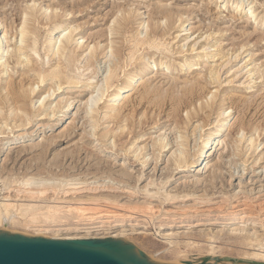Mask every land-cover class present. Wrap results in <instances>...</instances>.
I'll use <instances>...</instances> for the list:
<instances>
[{
    "label": "rangeland",
    "instance_id": "374dc122",
    "mask_svg": "<svg viewBox=\"0 0 264 264\" xmlns=\"http://www.w3.org/2000/svg\"><path fill=\"white\" fill-rule=\"evenodd\" d=\"M26 1L27 0H23V1L22 0H0V9H1L0 10V12H1L0 18L3 17V20L6 21L7 25L10 22V20H14L13 28L17 30V27H18V29H19V27H20L19 23H20L21 17H22V16H20V15H22V8H23V6L25 7L28 3L31 2V1L26 2ZM81 1L82 0H38V1H36L37 3L42 2L41 4H43V5H51L52 6L53 3H54L53 6L58 5L57 6V8H58L57 12L61 7H62L61 9H65V10H67V12L71 11V10L73 11L72 14L67 15L68 17L67 16L64 17L65 22L62 23L63 26L59 29L58 32H54L53 34H50V32H49V30H50L49 27L51 28L53 26V24H51L50 26H47L49 24L45 23L46 19L43 17L44 14L39 15L40 18L35 23V26L36 27L38 26L37 27L38 33L36 36V37H38V39H37L38 57H37L36 61L38 62V64L40 63L41 67L47 68V67H49V65H53L55 63L56 59H53L54 57L52 58L49 56L50 58L53 59L52 60V59L48 58L47 55L45 56L44 54H49V52L47 51L48 50L47 45H49L50 43H53L54 40H51V39L52 38L54 39V37L58 33L63 31L62 29L67 28V26H70L73 23L78 24V25H81L83 23L81 25V26H83V28H82L83 31L81 32L82 35L87 36L91 32H98V30L100 32L101 30L105 29L109 23H111L112 19L114 18V16L117 13L120 14L118 12V9L121 8V5L125 4V6H126L128 4L127 2L122 3L121 1H123V0H87V2H85V5H83L84 3L83 4L81 3L80 6L74 7L75 4H77L78 2H81ZM215 1L216 0H142L141 1L142 3L140 2L141 4L138 7L141 14L139 16L134 14L135 17H132L131 23L128 24L129 26L127 25L126 28L122 29L123 31H124V29H126L124 31L125 33L123 31H121V32L119 31L117 34H115V36H114V34L112 35L113 37L119 38L117 40H119L121 46L124 44L121 48V49H123V51L121 50L122 56L120 58L121 60L124 61V65H122L123 61L120 60L122 62L121 68H120L122 71L120 69H118L119 73L117 72V75H118L116 78L117 80L114 79L112 87L117 85L121 81V79H123V77H124L123 74H126L129 71L131 72L134 70L136 62H139V60L142 59L143 57H144L143 59H145L146 57L148 58L149 56H150L149 58H151V56H154V58H156V59H162L163 61L167 60V61L171 62L175 67V70L173 72L171 71V73L165 72L164 70L162 71V69L159 68V71L156 73V75H154L152 82L161 91H166V90L170 91V89H172V87H174L173 90L174 89L177 90L178 89L177 87H180L179 84L181 82H183L185 79L190 78L192 76V74H190L189 72L188 73L186 72L187 70H182V68L179 67V64H181L183 62V60L186 58L191 59V60L193 58L195 59L196 53L200 49L198 47L200 46V43H203V42H198V44L195 45L194 48L197 47L196 50H194V48H193V50H191V48L189 47L190 45H187L189 48L187 46H185L184 50L181 49V52H180L178 47H180L179 45L182 42L181 41L182 38H180V36H177V38H175L176 35L181 34L178 32V30H179L178 29V27H179L178 21H176L177 24L173 23V25H172L173 28L172 27L170 28L171 30L170 29L167 30L166 36L165 35L157 36L158 39L156 40V42L159 45L158 48L149 47L148 45H146L147 43H144L145 45L144 44L143 45L137 44L138 47H135V42H134V44H132L133 41L137 40V42H139L138 39L142 38V39H140V41H142V40L149 38V36H150L149 35L148 37H146L147 36L146 31L144 32V30H146V28L144 25L143 26L140 25L141 22L147 21V23H150L151 21H155L156 19L158 20L159 18H161L160 17L161 15H159V14L157 15V13H156L157 11L153 8L154 4L157 2L159 4H161L163 2L165 4L168 3L167 5H168V7H170L168 9L172 8V11L174 10L173 13L176 12L177 10H179L180 12L177 11L176 14H180L183 11L184 12V13L182 12L183 18H185L186 16L190 17V15H191V19H188V21L185 22L186 24L184 23L186 28H188L189 26H195V28L197 29L198 32L201 31L200 33L204 32V34L206 33L205 30L208 31L207 33H210L211 31H209V30H213V28L215 29V27H219L222 29L224 27L223 30H225V28H226V31L227 30L228 31L223 32V34H225L227 37L225 35L221 36V35H217V34L212 35V36L216 37V39L220 38L219 40L221 42V47L222 46L224 47L223 52L225 54L229 53V55H230L231 52L234 51V49L238 48V46H240L241 43L245 42L243 33L245 31H249L247 28H248V26L249 27L251 26L250 25L251 23L248 21L249 19L247 17H245L243 13H242L243 17L241 19H239V20H241V22L239 20H237L236 18L234 20L230 18L232 15V12L235 11V10L233 11L234 8L231 5L232 2H235V1L244 2V5H247V8L250 6H254L253 8L256 11L255 13L258 16H262V14L264 15V0H243V1L242 0H225V2L227 1L226 4H225V2L219 3L217 1L216 2ZM60 5H63V6H60ZM223 5H225V6H223ZM192 6H193V8H190ZM80 7L82 10L80 9ZM197 7H199L200 9ZM207 7L209 8L208 14H206L207 9H208ZM195 8H197V9H195ZM19 9H21V10H19ZM74 9H75V13H74ZM175 9H177V10H175ZM18 10H19V12H21L20 14H19ZM154 10H155V12H154ZM193 10H194V12H192ZM76 11H79L80 13H78ZM189 11L192 13H190ZM48 12H49V9H48ZM215 12H217V13H215ZM189 13H190V15H187ZM17 14L19 17L17 16ZM106 14H107V16H106ZM136 16H138V17L136 18ZM217 16H218V18H217ZM248 17H249V15H248ZM8 18H11V19H8ZM133 18H134V20H133ZM243 18H245V19H243ZM44 19H45V21H44ZM229 19H231V21ZM206 20H208V21L205 22ZM132 21H134V22H132ZM161 21L163 22L164 20L161 19ZM209 22L210 23L212 22L214 24L211 28H210L209 24L208 25L206 24ZM147 23L144 22L145 25ZM42 24H45V25H42ZM177 25H178V27H177ZM231 27H233V28H231ZM198 28H199V30H198ZM14 29H12L13 33L16 31ZM47 29H49V30H47ZM139 31H140V33H138ZM197 31L191 35V40L194 39L195 37H197V35H198ZM122 33H124L125 36L122 35ZM9 34H11V35H8V37L11 40L10 41L11 46H14V44H18L19 43L18 42L19 41L18 30H17L15 35L12 33H9ZM48 34L51 36V38L49 40H47L46 42H44L45 38L47 36H49ZM13 35L15 38L13 37ZM163 36H164V38H162ZM203 36H205V35H203ZM212 36H210L207 40L209 42L212 39L211 42L213 43V41H214V43H215V46L211 47V49H213L214 47L215 48L217 47L216 42H215L217 40L215 38H213ZM133 37L136 38V40L135 39L133 40ZM167 37H168V39H167ZM221 37H224V38L221 39ZM123 38H124V40H123ZM159 38H161V39H159ZM165 39H166V41H165ZM203 39H204V37H203ZM211 42H210V44H212ZM250 42H251V45H249ZM263 42L264 41H261L260 39H256V40L253 39V40L249 41V43H248L249 46L246 45L247 48L245 46V48H242L241 50H239L240 51L239 53L237 51V54H239L237 57L238 59L236 58V60L234 61L233 64L237 63L238 67L241 68L245 64L251 63V60L248 59V57L250 58V53L251 52H254V53L257 52L259 54V56H257L259 58V60H257V61L255 60L256 62H254L253 64L256 65V67L260 66L259 67L260 71H261V69L264 70V65H260V63H259L262 59H264V57H263L264 43ZM218 43H217V45H218ZM259 43H260V45H259ZM44 44H45V46H44ZM230 44H231V46H230ZM164 45L167 48H165ZM235 45H236V47H235ZM133 47H134V49H133ZM10 48H12V47H10ZM225 49H227V50H225ZM229 49H230V51L227 52ZM189 50H191V51H189ZM130 51L134 56L132 58L134 59L135 62L133 61V59H131L129 61V59L127 58L131 54ZM234 53H236V52H234ZM234 55H232V56H234ZM260 55H262V57ZM123 57L126 60L122 59ZM136 58L138 59L137 61H136ZM217 58H219V55H216L213 58L210 56L208 58H204V60L206 59V64H202L201 65L202 69H200V70H203V71L205 70V73L207 74L208 73V70H207L208 65L212 66V64H213V66H215L216 64L219 63L218 60L217 61L215 60ZM42 60L44 62H42ZM232 60H234V58H232ZM9 61H10L8 63L9 65L7 67V69L8 68L9 69L7 70V73H10L12 75V79L17 81L19 79V77H18V74L20 73L19 70L22 69V65L21 66L20 65L14 66V64L12 63L13 59H9ZM81 62H83V63H81ZM133 62L135 65L134 64L132 65ZM103 63H102V60L100 62L98 60H97V62L95 61L93 64L94 66L91 68L92 71H91V69H89V70L84 71V73L88 72L89 75L87 74V77L91 76L92 73H95L94 76L91 77L92 80L94 82L95 81L103 82L104 81L103 78L105 77V74L107 73L109 67L112 66V62H110V63L108 62V64H107L103 60ZM75 64H77V63L75 62ZM78 64H80V65H78ZM78 64L77 65L79 67H81V64L84 65V60L80 59ZM18 66H20V68H18ZM10 67H11V69H10ZM106 67H107V69H106ZM198 67H200V65H198ZM17 68H18V70H17ZM82 68L83 67H81L80 69H82ZM12 69H14V70H12ZM71 69H74V67L71 66ZM83 69H85V67ZM224 70L220 71V76L222 78V79L220 78L221 79L220 81L222 82L221 85H219L216 82H215V84L214 83L209 84V82H208V83H206L207 89L209 87H210L209 89H211L212 91H214L217 87H218V89H216V90L232 89L231 92L232 93L234 92L236 94L238 93V95L240 93H242V95H244V96L247 94V97L251 96V94H253L254 97H256L258 95V97L256 99L259 98V95L261 93H262L261 96L264 95V88H263L264 87V78L263 79L261 78L262 76L260 74H262V73L260 71H257L258 73L256 72V74L253 75L254 77L252 80L255 82L254 83L255 85H253L254 87L252 89H250L252 92L250 94L248 92L250 90L245 88L244 86L242 87L243 89L242 88L237 89L239 91L235 90V87H233V85H235V82H234V84H233V82L230 84L229 80L231 77L228 78V76H226V73H223ZM155 72L156 71L153 70L151 75L155 74ZM7 73L4 72L3 73L4 75L0 74L1 75L0 77H4V76L6 77ZM257 74H259L260 76ZM207 76H208V74L206 75V79L209 80V76L208 77ZM245 77H246V75H245ZM245 77H244V79H245ZM249 77H251V76H249ZM256 77H258L259 79ZM98 79H100L101 81ZM241 79H243V78H241ZM173 80H174V82H173ZM225 80H227V81H225ZM175 81H176V83H175ZM50 82L53 83L54 81L52 82L51 80H45L44 82H42V84L40 83L37 85L39 87H36V85H35L34 87L36 89H35L34 95L37 93V95H36L37 98L34 95H31L32 96L31 99L33 101L32 100L30 101L29 99L27 100V103H29V104H27V106H26V108H27L26 110H28V111H26V114L27 113L28 114L25 117L27 118L26 119L27 122H28V119H31V120H29V121H31L30 123H26L25 121H23V120H25L24 116H23L24 118H21V119L12 118L11 114L9 113L10 111L8 109H6V106H2V109L0 111V204L5 202L6 200H10V202H14V203L26 202V201H21L24 198L22 196L23 193H18L16 191L18 189L22 191V190H24L25 187H29V185L25 186V184H24L25 182H32L33 184H31L30 186L36 184V185H34L35 188L39 186L38 185L39 183H48V182L52 183L53 182L54 183L53 186L56 188L55 192L57 195L56 194L53 195L52 192H54V190L52 191V189H49L48 190L49 193L47 194V196L51 195L50 197H52V196L56 197L57 196V197H61V198L66 196V195H67V197H65V198H70L69 197L70 195H71V198L75 195L77 196L76 198H80V197L86 198L89 196L94 197L95 195L99 196V194L101 197H103L104 195H105V197L111 196L110 197L111 200H116V201L118 200V202L120 201L121 203L124 202L125 205H128V203H131V204H129V206L131 205V207L133 208V209L131 208L132 211H131V209H129V210L127 209L126 211H129L130 212L129 214L133 215V216H132L130 221H126V222L121 223L122 226H118V227L109 226L107 228H100L99 226H97V227H93L92 229H87L86 227H88V225L84 224L87 222V220H85V218H86V216H89L91 214L93 215L92 212H87L84 215H78V214L76 215V213H73V212H69V213H67L68 211L65 212L66 211V208H65V209H63V212L61 213V215H63L64 218H62L63 216H61V215H59V217H57V220H56L57 226L41 227V226H37V225L25 226L24 221H25L26 217L22 216V215H18V214H16V212L13 209H10L9 210L10 212H8V215L17 216L18 221L11 223L10 221L6 220L7 223H1L0 224V229H5V230L10 231V232H18V233H22L25 235H31V236H34V233H36L40 229H43L42 231H45L44 233L46 236L49 235L48 237H50L54 234L64 235V233H69V235H91V236H95V237H99V236L103 235L106 237V236H110V234H113L116 232V233H120L121 235L123 234V236H122L123 239L134 243L141 250L148 253L149 257H151V258L153 257L152 259L157 260V261H161V262H171V263L177 262L178 259H181L180 256L183 254H185V255L187 254L189 256H195V257H216V258H222V259H227V260L230 259L229 257H232L233 260L235 259V260L239 261L244 252H253L255 249H257V246H255V245L252 246V244L250 245L247 240H244V238H242V235L245 233L246 234L248 233L251 235L254 232V234L257 233L256 235L261 236L262 232H263L262 229L264 228V225H260V224H262L260 222V219L253 220V221L248 220L245 222L237 223L236 220H229L228 218H220V217H218L219 216L218 214L222 210H223V212H227V211L232 210L233 209L232 207L237 203L236 202L237 201V195L234 197V195H235L234 191L237 190L236 184L238 183L239 180L242 183H246L252 179V183H254L255 181L260 180V178L262 179L264 176V173H263L264 169H261L260 167H258L259 163H257V165L255 164L254 166H252V164H250V162L253 159V157H251V156H254L255 154H257L260 151V149L263 148L264 145H262V144H261V146L259 145L255 154L251 152L252 149L248 150L246 148V145H245V144H247L245 139L248 138L249 136H254L257 139L256 140L257 144L260 142H264V116H263L264 115V100L263 99L261 101H259L260 99H258L257 101H254L253 103L250 104L251 106L249 104L246 106L245 105H239L238 107H236L235 105L232 106L231 110L233 112L232 113L233 118L231 119L232 124H231V128H230L231 129L230 134L232 136H230V137L234 138L236 136L237 132L235 133V131H237L239 129L240 123L243 122V130H244L245 139H242V141L238 142V144L236 143L237 145L227 142L228 145L227 144L225 145L227 148L225 146H223L224 148L219 146L214 151L215 153H213V157H214V159H216L218 156H221V159H222L221 164L218 167L220 170H218L217 173L214 174L213 180L209 179L210 177L212 178L213 176L208 175V176H206L208 179L205 177L201 180L202 182L195 184L193 182L194 176H187V177L182 176L185 174L186 175H192L194 172H189V173L179 172V169H174L175 167H173L169 163L165 162V160H166L165 155L169 153L168 151H165V153L160 152L159 155H157V151L155 153L156 155L151 153L152 158L156 156L159 158V160H158V158L156 159V157L153 159L148 158L149 161L147 160V163L144 165L142 164V160L140 158L142 157L143 153H146V152L149 153V151L150 152H152V151L150 149L147 150L146 152L142 151V154L141 153L139 154L140 157L138 156L139 159L135 158L133 151L135 152V147H136L135 145L142 144L145 141H146L145 143L149 142L148 144H150V138L153 137L158 132L160 133V131H161V133H163V135L165 134L164 136L168 140L171 138L170 141L171 142L173 141L172 143H174V140H177L178 135L180 133L183 135L185 134L186 137H189L188 139H186V145L188 143L189 147L187 146V148H186V146L185 147L183 146L184 147L183 149H185V148L189 149V152L192 153L195 150L194 147L198 146V144H201L202 140L204 139L205 133L210 131V127L212 126V121H213L214 117L216 116L217 110L215 111V109H213L211 112H208V115L206 114L208 118L206 116H204L203 114L201 115V113H200L197 118L194 117L192 119L191 122L193 124H191L189 122H188L189 123L188 124L187 121H185V119H186L185 118L186 117L185 108L181 107V109L178 112L179 113L178 115L180 117L181 122H180V124L175 125L174 121L171 120V117H170L171 113H172V109H171V102L169 101V99L165 98V99H162L163 101L161 99L159 101H156L157 99L155 100V98L152 95H150L147 98L141 99L142 100L141 101V100H139L140 99L139 95H140V92L142 91L141 90L142 87H139L136 90L129 91L130 102H129V100L123 101L122 105H124V106H122L121 113L119 114V116H117V118H109V117L104 118L103 117V110H105V109L103 106L105 105L104 101L106 100V97H107V96H105L107 94V92L105 91V94L103 95L102 99H100V101L96 105V106H98L95 109L98 111V112L95 111V115H97V117L94 116L92 119L90 118L91 119L90 120L89 115L85 114L86 112L84 111L86 107L81 104L83 107L81 106L80 108H78V107H76V105L74 106V103H73L70 106V108L72 106L73 107L70 109L71 112H69V114H70L71 118L74 116L76 117V120H77L76 122H77L78 128H74L75 129L74 130L73 128H71V124L70 125L66 124L65 126H63V128L61 127V130L63 129V131H64L62 136L54 138L53 135H56L55 129L57 127L54 128V130L49 131L50 126H46V125L53 124L54 123L53 119L57 118L58 114H60V113L57 112L58 114L52 115L51 118L53 117V119H51L49 116H48L49 118L46 116V112L51 113L52 110L54 109V107H55L54 102L56 101L55 96H54L55 94L48 100L46 97V99L44 100L45 105L41 106V108H40L41 110H38L39 108L37 107V106H39V104H38L39 100H37V99H40L41 97L43 98L42 95H45V93H43V92L45 91V88L51 84ZM177 82H178V84H177ZM225 82H227V83H225ZM228 82H229V84H228ZM171 84H172V86H169ZM175 85H178V86L175 87ZM43 88H44V90H43ZM244 88L247 90H245ZM80 89L79 88H64V90H63V88H62L60 91H63L61 93L63 96L64 95L68 96L67 94H70V93H73V96H75L76 94H78ZM73 90H78V91H76V93H74ZM85 90H88V89H85ZM83 92H85V93H81V94L84 96H82V95L80 97L78 96V97H76L77 99L75 98V100L80 99L81 101L82 100L84 101L85 97L86 98L88 97V91H83ZM204 92H206V91H204ZM255 94H256V96H255ZM254 97H252V99H254ZM33 98H35V99H33ZM125 102H126V105H125ZM258 102H260V103H258ZM194 103L197 104V101ZM49 106L53 107V108H50ZM4 107H5V109H4ZM89 107H91V106H88V108ZM44 108H46V109H44ZM44 110H45V113H44ZM62 110L63 109H61L59 111H62ZM7 111H9V112L7 113ZM41 112H42V114H40ZM96 112H97V114H96ZM35 113H36V116L31 117L32 115H35ZM37 113L40 115V116L38 115L39 117L37 116ZM3 114H5V115H3ZM85 115H87V116L84 117ZM210 115H211V117H210ZM5 116H6V118H5ZM29 116H30V118H28ZM124 116H126V118ZM4 119H6L7 121ZM17 119H18V121H17ZM38 119H41V120H38ZM47 119H48V121H47ZM93 119L95 120L96 123L93 121ZM14 120H16V121H14ZM91 121L93 123H91ZM246 121H248V122H246ZM182 122H184L185 124ZM197 122H201V123L196 124ZM251 122L254 124H251ZM20 124H23V125H20ZM94 124H96V125H94ZM173 124H174V126H173ZM199 124L201 126L203 125L202 129H201V126ZM184 125L185 126L187 125V126L185 127ZM194 125L198 126V128L194 127ZM256 125H258V127ZM93 126L94 127L96 126V127L94 128ZM178 126H179V128H178ZM90 127H93V129H95L94 134H92L93 132L90 133L91 131H93L92 128H90ZM120 127L123 129L125 127L126 128L124 130L122 129V131H119L118 129ZM183 129L186 132H184V131L182 132ZM88 130H90V131H88ZM191 130H194V132ZM24 132H28L30 134H29V136L23 138V141L16 142V143L12 144L11 148L7 149L6 151L4 150V148H2L3 147L2 143H4L6 140L12 139L13 136H16L18 134H22ZM256 132L257 133L259 132V134L257 135ZM105 133L107 134L106 137L102 136ZM174 133H175V135H174ZM177 133H179V134L177 135ZM226 133L227 132H225V134ZM257 137H259V138H257ZM52 139L54 140L53 142H52ZM143 139H146V140L144 142H141V141H143ZM178 140H179V138H178ZM112 142H114L115 145ZM194 143H195V145H194ZM239 146H240V148H237ZM224 149H225V151H223ZM239 149H240V151H239ZM234 150H235V152H234ZM234 153L238 154L239 156H237V155L235 156ZM240 153H241V155H240ZM149 154H148V157H150ZM251 154H254V155H251ZM202 156H200L199 159H201ZM160 158L162 159V161L160 160ZM242 158L248 159V162L247 161H246L247 163L243 162ZM154 160H155V162H154ZM156 160H158L159 162L157 163ZM122 162H123V164H122ZM242 162H243V165H242ZM242 168H244V170ZM242 170L244 171V173L241 174V172H243ZM251 170H252V172H251ZM141 173H142V175H140ZM204 180H205V182H204ZM164 182H165V184H163ZM149 184H151V185H149ZM49 186H50V184H49ZM124 187L126 189H123ZM146 187H147V189H146ZM128 189L130 192L128 191ZM197 189H198V191H197ZM202 189H206V190L203 191ZM64 191H67V192L63 193ZM201 192H203L202 194L205 193L203 196H207V197L211 196L213 198L215 197L214 201L221 200L222 199L221 197L225 194V196H223L224 199H222V202H221L222 204L220 203L223 206L220 205V207L218 209L212 210L211 206L215 207L219 204H217V205L212 204L210 206H208L209 204H207L205 206L204 204H200V203L198 204L199 199L197 201L194 199L181 201V200H179V198L178 199L175 198L176 200L175 199L174 200L167 199L168 196H166L167 194H171L173 197H180V199H182L181 198L182 194L186 195L187 193L188 194L190 193V194L198 195L199 193L201 194ZM127 193H130V194H127ZM218 194L219 195L221 194V195L219 196ZM127 195H129V196L127 197ZM83 196H85V197H83ZM227 196H229V197H227ZM230 196H231V198H230ZM46 197H44L43 200H38L36 202V204H38V206H40L41 209L43 208L42 210H45L46 206H48V205H54L55 204L53 201H48V199ZM146 197H147V199H146ZM226 198L228 199V201ZM133 201H136L137 204L134 205V203H132ZM142 201H144V203ZM146 201H148V202L151 201L152 203L150 202V205H149V203ZM196 202H197V204H195ZM105 203L102 202L101 204H99L101 207V213H104L107 211L111 212V211H115V210L119 209L114 204H110V203L105 204ZM102 204H105V207ZM145 204H147L146 205L147 208L145 207ZM189 204H190V206H189ZM61 205H64V204H61ZM183 205H188L189 207H192L191 205H194V207L187 210L186 208L182 207ZM140 207H142V209L144 211H142L140 209ZM134 208H136L138 210L140 209L142 212H140ZM178 208H179V210H178ZM180 208L181 209L183 208L185 210L182 209L183 210L182 211ZM121 209H123V208H121ZM184 211H186V212H184ZM209 211H210V213H206ZM119 212H123V211L120 210ZM192 213L194 216L189 219V223L180 222L181 220H183L185 218V214L187 216L188 214L192 215ZM126 214H128V212ZM205 214H207V215H205ZM261 219L264 220V216L261 217ZM162 220H166L168 223H165V222L163 223V222H161ZM263 224H264V222H263ZM242 225L245 226L246 230H244V232H242L241 234H237L236 232L231 231L232 228H234V227L238 228ZM120 230L122 231V233ZM245 231H247V232H245ZM171 232H172V234L169 235V237H165L166 236L165 233H171ZM171 237H172V240L169 239ZM210 237H211V239H210ZM166 238H167V240H166ZM170 240L173 242H171ZM167 241H169V242H167ZM251 242H252V240H251ZM252 243L256 244L257 241H253ZM177 248L180 249L179 254L177 253L178 252ZM175 252L177 254H175ZM176 258H178V259H176ZM253 260H255V262L259 261V257L253 258Z\"/></svg>",
    "mask_w": 264,
    "mask_h": 264
},
{
    "label": "bare ground",
    "instance_id": "6f19581e",
    "mask_svg": "<svg viewBox=\"0 0 264 264\" xmlns=\"http://www.w3.org/2000/svg\"><path fill=\"white\" fill-rule=\"evenodd\" d=\"M27 1H31V2L28 3L29 5L26 3L27 5L25 7L23 6L22 15H20V16H22L21 17V21L19 23L20 27H19V29L17 27L18 35H19V41H18L19 43L18 44H14V46H11V42H10L11 40L8 37V35H11L9 33H12V34L15 35L16 32H17V30L13 28L14 20H10V22L7 25L6 21L3 20V17L0 18V74H3L4 72L7 73V70L9 69V68L7 69L8 65H9L8 63L10 62L9 59H13L12 63L14 64V66L15 65H20V66L22 65V69L19 70V72H20L18 74L19 79L17 81L12 79V75L10 73H7L6 77L5 76L4 77H0V111L2 109V106H6V109H8L10 111V112L7 111V113L9 112L11 114L12 118H19V119L24 118L28 114V113L26 114V111H28V110H26L27 109L26 106H27V104H29V103H27V100L29 99L31 101L32 100L31 99V97H32L31 95H34V93H35V89L36 88L34 86L36 85V87H39L37 85L40 84V83L42 84V82H44L45 80H51L52 82L53 81L54 82L53 83L50 82L51 84L48 85L45 88V91L43 92V93H45V95H42L43 98L41 97L40 99H37V100H39V103H38L39 106H37V107L39 108L38 110H41L40 109L41 106L45 105L44 100L46 99V97H47V100H48L55 94L54 95L55 99H56V101L54 102L55 107H54V109L52 110L51 113L46 112V116L47 117L49 116L50 118H51L52 115L58 114L57 112L60 113V114H58L57 118H55V119H53V117L51 118V119L54 120L53 124L46 125V126H50L49 131L50 130H54V128L57 127L55 129L56 135H53L54 138L62 136L64 131H63V129L61 130V127L63 128V126H65L66 124H68V125L71 124V128H73V129L74 128H78L77 127V122H76L77 121L76 117L74 116V117L71 118V116L69 114V112H71L70 109L73 107L72 106L70 108V106L73 103H74V106L76 105V107H78V108H80L82 105H84L86 107L85 110H84L86 113L85 112L84 113L89 115V119L90 118L92 119L94 116L97 117V115H95V111H97V110H95V109L98 106H96V105L100 101V99H102L103 95L105 94V91L107 92V94L105 95L107 97H106V100L104 101L105 105L103 106L104 109H105V110H103V117L104 118L105 117L117 118V116H119V114L121 113L122 106H124V105H122L123 101L129 100V97H130L129 91L136 90L139 87H142V89H141L142 91L140 92V95H139L140 96L139 100H141L143 98H147L150 95H152L155 98V100L157 99L156 101H159L160 99L162 100V99H165V98L169 99V101L171 102V109H172V113H171L170 117H171V120L174 121L175 125H178L181 122L180 117L178 115L179 114L178 112L181 109V107H184L185 111H186V117H185L186 119H185V121H187V123L189 122L191 124H193L191 122L192 119L194 117L197 118L200 113H201V115L203 114L204 116L207 117L208 112H211L213 109H215V111L217 110V112H216V116L214 117V119L212 121V126L210 127V131L205 133L204 139L202 140L201 144H198V146H196L197 148L194 147L195 150L192 153L189 152V149H186L187 146L189 147L188 143L186 145V139H188L189 137H186L185 134L183 135L181 133L180 134L177 133V135L179 134L178 135L179 140L176 137L177 140H174V143H172L173 141L172 142L170 141L171 138L168 140L164 136L165 134L163 135V133H161V131H160V133L158 132L157 134H155L153 137L150 138V144H148L149 143L148 141H147L148 143H145L146 139H143V141H141V142H144V141L145 142L142 143V144H139V145H135L136 146L135 147V152L133 151L134 156L137 159H139L138 156H139L140 153L142 154V151L146 152L149 149L152 151V152L149 151L150 154L147 153V152L143 153L142 157L140 158L142 160V164L143 165L147 163L148 158H152L151 153L156 155L155 153L157 151V155H159L160 152L161 153L162 152L165 153V151H168L169 153L165 155V158H166L165 162L166 163H169L170 165L175 167L174 169H179V172H183V173L194 172L192 175H186V174L182 175L183 177L194 176V181L193 182L195 184H197L199 182H202L201 180L203 178H205L206 176H208V175L209 176H213L212 178L211 177L209 178V179L213 180L214 174L217 173L218 170H220L218 167L221 164V160H222L221 156H218L216 159H214V157H213V153H215L214 151L219 146L220 147L225 146L227 144V142L237 145L238 142H241L242 139H245L244 130H243V122L240 123L239 129L237 131H235V133L237 132L236 136L234 138L230 137V136H232L230 134L231 133V131H230L231 129L230 128H231V124H232L231 119L233 118V114H232L233 112L231 110L232 106H234V105L236 107H238L239 105H245L246 106L248 104L250 105L254 101H257L258 99H260L259 101H261L262 99L264 100V95H262L263 97L261 96L262 93L259 95V98L256 99L258 97V95L256 96V94H255L256 97H254L253 94H251L252 92L250 90V89H252L254 87L253 85H255L254 84L255 82L252 80L253 77H254L253 75L256 74L257 71H260L259 70L260 66L256 67V65L253 64L257 60H259V58L257 57V56H259V54L256 51H255L256 53L251 52L250 53V58L248 57V59L251 60V63L245 64L241 68L238 67L237 63L233 64L234 61L236 60V58L239 55V54H237V51L239 53L240 52L239 50H241L242 48H245L246 45L247 46L251 45V42L248 45L249 41H251L253 39H255V40L256 39H260L261 41H264V15L263 14H262V16H258L255 13L256 11L253 8L254 6H250V7L247 8V5H244V2H239V1L232 2L231 5L234 8L233 11L234 10L235 11L232 12V15H231L230 18L233 19V20L235 18L237 20H239V19H241L243 17L242 16V13H243L244 16L249 19L248 21L251 23L250 24L251 26L250 27L248 26V28H247L249 31H245L244 33L242 32L243 35H244L245 42L241 43L240 46L237 45L238 48L234 49V51L231 52V54L229 55V53L225 54L223 52V48L224 47L223 46L221 47V42L219 40L220 38L216 39V37L212 36V35H216V34L217 35H221V36L225 35V34H223V32H227L228 31V30L226 31V28H225V30H223L224 27H223V29L219 28V27H215V29L213 28V30H209V31H211L210 33H207L208 31H206V30H205V32H206L205 34H204V32L200 33L201 31L198 32L197 29L195 28V26H189L188 28L185 27V24H186L185 22L188 21V19H191L190 13L194 12V10L192 12L189 11L190 13L187 14V15H190V17L186 16L185 18H183L182 17L183 16V14H182L183 11L180 14H176L177 11L178 12H180V11L175 9L177 11L173 13L174 10L172 11V8L168 9V8H170L167 5L168 3L165 4L163 2V3L159 4L158 3L159 1L157 3H155L153 8L157 11L156 12L157 15L158 14L161 15L160 16L161 18H159L158 20L156 19L157 21L156 20L155 21H151L150 23H147V21H144L145 23H147L146 25L144 24V22L140 23L141 26L144 25L145 28H146V30H144V32L146 31V35H147L146 37H148L149 35L150 36H149V38H147L145 40H142V41H140V39H142V38L138 39L139 42H137L136 38L133 37V40L135 39L136 41H133V43L132 42L131 43L134 44V42H135V47H138L137 44H139V45L142 44L143 45L144 43H147L146 45H148L149 47L158 48L159 45L156 42V40L158 39L157 36H162V35L166 36L167 30H169L172 27L173 23H176V21H178V23H179V27H178V25H177V27L179 29L178 32L181 33V34L176 35L175 38H177V36H180V38H182L181 39L182 42L179 45L180 47H178L180 52H181V49L184 50V47L187 46V45H190L189 47L191 48V50H193V48L195 47L196 44H198V42H203V43H200V46L198 47L200 49L196 53V58L195 59L193 58L194 60L186 58V59L183 60V62L181 64H179V67H181L182 70H187L186 72L187 73L189 72L190 74H192V76L190 78L185 79L183 82H181L179 84L180 87H177L178 85H175V87L178 88L177 90L176 89L173 90L174 87H172V89H170V91L169 90L168 91L167 90L166 91H161V90L158 89V87H156L153 84V82H152L153 77L159 71V68H161L162 71L164 70L165 72H168V73H171V71L173 72L175 70L174 65L171 62L167 61V60L163 61L162 59H156V58H154V56H151V58H149L150 57L149 56L148 58L146 57L145 59H143L144 58L143 57L142 58L143 60L140 59L141 61L139 60V62H136V65H135L134 64L135 61L132 58V57H134L133 54L131 53L132 50L130 51L131 54L127 58L129 59V61L131 59H133L134 62L132 63V65L133 64L135 65L134 70L131 71V72L129 71L126 74H123L124 75L123 79H121V81L119 83L117 82L118 83L117 85L112 87L114 79H116L117 76H118L117 75L118 69L121 68V63H122L121 61H123V60L120 59L121 56H122L121 55V53H122L121 50L123 51V49H121V48L124 45L123 44L121 46L119 40H117L119 38L113 37L112 35L114 34V36H115V34H117L119 31L120 32L123 31L122 29L126 28L127 25L129 23H131L132 17H135L134 14H136L138 16L141 14L138 7L142 3L141 2L142 0H123V1H121L122 3L123 2L124 3L127 2L128 4L126 6H125V4L121 5V8L118 9V12L120 14L117 13L114 16V18L112 19V21L110 20L111 21V23H109L110 25L108 24L107 27L105 29L101 30L100 32L98 30V32H91L87 36L86 35L85 36L82 35L81 32L83 31V29H82L83 26H81V25L83 23L81 25L73 23L72 25L67 26V28L62 29L63 31L58 33L54 37V39L53 38L51 39V40H54L53 43H50L49 45H47L48 46V50L47 51L49 52V54H44V55L45 56L47 55L48 58H50V57L53 58L54 57L53 59H56L55 63L53 65H49V67H47V68L46 67L45 68L41 67L40 63L38 64V62L36 61V59L38 57V52H37V46H38L37 45V39H38V37H36L37 33H38V28H37L38 26L36 27L35 23L39 20V18H40L39 15H41V14L43 15L44 14L43 17L46 19L45 23L49 24L47 26H50L51 24H53V26L51 28L49 27L50 30L47 29V30H49L50 34H53L54 32H58L59 29L63 26L62 23L65 22V18L64 17L69 15V14H72L73 11L71 10V11L67 12V10L61 9L62 8L61 7L58 10V12H57V9H58L57 6L58 5L57 6L56 5L53 6L54 3L51 6V5H43V4H41L42 2L37 3L36 1H38V0H27ZM216 1L219 2V3L225 2V0H216ZM85 2H87V0L86 1L82 0L81 2H78L77 4H75L74 7L80 6L81 3L82 4L84 3L83 5H85ZM226 3H227V1L225 2V4ZM60 6H63V5H60ZM223 6H225V5H223ZM190 8H193V6L190 7ZM197 8H199V7H197ZM197 8H195V9H197ZM48 9H49V12H48ZM80 9H81V7H80ZM19 10H21V9H19ZM19 10H18V12H19ZM155 10H154V12H155ZM208 10H209V8L207 9V13L205 12L206 14H208ZM76 12L80 13L79 11H76ZM20 13L21 12H19V14ZM74 13H75V9H74ZM215 13H217V12H215ZM247 14L249 15V17H248ZM17 16H18V14H17ZM106 16H107V14H106ZM138 16H136V18ZM217 18H218V16H217ZM8 19H11V18H8ZM45 19H44V21H45ZM161 19L164 20V21L162 22ZM231 19H229V20L231 21ZM243 19H245V18H243ZM133 20H134V18H133ZM207 21L208 20H206L205 22H207ZM239 21L241 22V20H239ZM132 22H134V21H132ZM206 24L207 25L209 24L210 28L214 25L212 22L211 23L209 22V23H206ZM42 25H45V24H42ZM231 28H233V27H231ZM12 29H14L16 31L13 33ZM125 30L126 29H124V31ZM198 30H199V28H198ZM196 31L198 32L197 37H195L194 39L191 40V35L194 32H196ZM124 33H122V35H124ZM138 33H140V31ZM14 35H13V37H14ZM203 35H205V36H203ZM210 36H212L213 38H215L217 40V41H215L216 42V46H217L216 48L214 47L213 49H211V47L215 46V43H214V41H213V43L211 42L212 39L209 42L207 41ZM203 37H204V39H203ZM50 38H51V36L49 35V36H47L45 38V41L44 40L43 41L46 42ZM162 38H164V36ZM222 38H224V37H221V39ZM159 39H161V38H159ZM167 39H168V37H167ZM123 40H124V38H123ZM165 41H166V39H165ZM210 42L212 44H210ZM217 43H218V45H217ZM259 45H260V43H259ZM44 46H45V44H44ZM230 46H231V44H230ZM247 46H246V48H247ZM10 47H12V48H10ZM235 47H236V45H235ZM165 48H167V47L165 46ZM196 48H194V50H196ZM133 49H134V47H133ZM191 50H189V51H191ZM225 50H227V49H225ZM229 51H230V49L227 52H229ZM234 52H236V53H234ZM216 55H219V58L215 59L216 61L218 60L219 63L216 64L215 66H213V64H212V66L208 65V67H207L208 68L207 69L208 73L207 74L209 76V80H207L206 79V75L207 74L205 73V70L204 71L200 70V69H202L201 65L202 64H206V59L204 60V58H208L209 56L213 58ZM232 55H234V56H232ZM260 56L262 57V55H260ZM124 57L122 59H124ZM263 57H264V54H263ZM52 58H50V59H52ZM232 58H234V60H232ZM80 59L84 60V65L81 64V67H83V68L85 67V69L82 68L83 70L80 69L81 67L78 66V65H80V64H78ZM97 60L99 62L102 60V63H103V60H104V62L107 63V64H108V62L109 63L112 62V66L109 67L107 73L105 74V77L103 78L104 79L103 82H99V81H95L94 82L92 80L91 77H93L95 73H92L93 75L91 74V76H89V77H87L88 72L84 73V71L91 69L94 66L93 65L94 62L95 61L97 62ZM124 60H126V59H124ZM137 60L138 59L136 58V61ZM42 62H44V61L42 60ZM75 62L78 65L75 64ZM81 63H83V62H81ZM259 63H260V65H264V59H262ZM122 65H124V61H123ZM198 65H200V67H198ZM20 66H18V68H20ZM71 66H73L74 69H71ZM18 68H17V70H18ZM10 69H11V67H10ZM106 69H107V67H106ZM12 70H14V69H12ZM153 70H155L156 72H155V74L151 75ZM221 70H224L223 73H226V76H228V78L231 77L230 80H229L230 84L232 82L234 84V82H235V85H233V87H235V90H237L239 88H242L244 86L245 88L250 90L248 92L251 94V96L247 97V94L244 96V95H242V93H240L239 95H238V93L237 94L234 93V92L232 93L231 92L232 89L216 90V89H218V87L217 88L215 87L216 89L214 91L209 89L210 87L207 89L206 83H208V82H209V84L210 83L211 84H213V83L215 84V82H216L219 85H221V83H222L220 81L222 79L221 76H220V71ZM91 71H92V69H91ZM260 72L262 73L260 75L262 76L261 78L263 79L264 78L263 77L264 76V70L261 69ZM245 75H246V77H245ZM257 75H259V74H257ZM243 76L245 77V79H244ZM249 76H251V77H249ZM241 78H243V79H241ZM256 78H258V77H256ZM98 80H100V79H98ZM174 80H173V82H174ZM225 81H227V80H225ZM229 82H228V84H229ZM175 83H176V81H175ZM225 83H227V82H225ZM177 84H178V82H177ZM169 86H172V84L169 85ZM62 88H63V90H64V88H79V89L81 88V89L79 90L78 94H76L75 96H73V93L67 94L68 96H65V95L63 96L61 94L63 91H60ZM85 89H88V90H85ZM247 89H245V90H247ZM43 90H44V88H43ZM76 91H78V90H73L74 93H76ZM83 91H88V97L87 98L85 97L84 101L83 100L81 101L80 99L75 100L76 97H78V96L80 97L82 95L81 93H85ZM204 91H206V92H204ZM237 91H239V90H237ZM36 95H37V93L34 95L37 98ZM82 96H84V95H82ZM252 97H254V99H252ZM33 99H35V98H33ZM196 101H197V104L194 103ZM129 102H130V100H129ZM258 103H260V102H258ZM125 105H126V102H125ZM88 106H91V107L88 108ZM50 108H53V107H50ZM4 109H5V107H4ZM44 109H46V108H44ZM61 109H63V110L59 111ZM97 112H96V114H97ZM44 113H45V110H44ZM5 114H3V115H5ZM40 114H42V112ZM38 115L39 114L37 113V116ZM34 116H36V113H35V115H32L31 117H34ZM86 116L87 115H85L84 117H86ZM124 117L126 118V116H124ZM210 117H211V115H210ZM5 118H6V116H5ZM28 118H30V116ZM26 119L27 118L25 117V120H23V121H25L26 123H30L31 122V121H29L31 119H28V122L26 121ZM4 120H6V119H4ZM38 120H41V119H38ZM14 121H16V120H14ZM17 121H18V119H17ZM47 121H48V119H47ZM93 121L95 122L94 119H93ZM201 122H197L196 124L201 123ZM246 122H248V121H246ZM91 123H93V122L91 121ZM182 123H184V122H182ZM23 124H20V125H23ZM251 124H254V123L251 122ZM94 125H96V124H94ZM195 125H194V127L198 128V126H195ZM173 126H174V124H173ZM256 126L258 127V125H256ZM93 127H90L93 130V131L90 132V133L93 132L92 134H94V130H95V129H93ZM178 128H179V126H178ZM202 128H203V125L201 126V129ZM122 129L123 128L120 127L118 130L122 131ZM90 130H88V131H90ZM194 130H191V131L194 132ZM183 131H184V129L182 130V132ZM184 132H186V131H184ZM225 132H227V133L225 134ZM106 133L103 134L102 136L106 137V135H107ZM29 134L30 133H28V132H24L22 134H18L16 136H13L12 139L6 140L4 143H2V146H3L2 148H4L5 151L7 149H10L12 144H14L16 142L23 141V138L29 136ZM258 134H259V132L257 133V135ZM174 135H175V133H174ZM257 138H259V137H257ZM256 140L257 139L254 136H249L248 138L245 139V141L247 142V144H245L246 148L248 150L252 149L251 152L254 153V154H255V152H256V150H257L259 145L260 146H261V144L264 145V142H260V143L257 144ZM53 141L54 140L52 139V142ZM112 143L114 144V142H112ZM195 143H194V145H195ZM183 146L184 147L186 146V148L183 149L184 148ZM237 148H240V146L237 147ZM225 149L223 151H225ZM239 151H240V149H239ZM234 152H235V150H234ZM148 154L150 155V157H148ZM254 154H251V155H254ZM236 155L239 156L238 154H235V156ZM240 155H241V153H240ZM200 156H202L201 159H199ZM155 157H153V158H155ZM251 157H253L252 161L250 162V164H252V166H254L255 164L257 165V163H259L258 167H260L261 169H264V164H263L264 163V146H263L262 149H260V151L257 154H255L254 156H251ZM157 158L158 157H156V159ZM161 158H160V160L162 161ZM242 159H243V162H246V161L248 162V159H244V158H242ZM158 160H159V158H158ZM158 160H156L157 163L159 162ZM154 162H155V160H154ZM243 162H242V165H243ZM122 164H123V162H122ZM242 169L244 170V168H242ZM251 172H252V170H251ZM242 173H244V171L241 172V174ZM140 175H142V173ZM204 182H205V180H204ZM24 184H25V186L29 185V187H25L24 190H22V191L19 190V189L16 190V191L18 193H23L22 196L24 198L21 201H26V202L14 203V202H10V200H6L5 202L1 203L0 204V224L1 223H7V221H10L11 223H14V222L18 221L17 216L8 215V212H10L9 211L10 209H13L16 212V214L26 217V219L24 221V225L25 226H32V225L35 226V225H37V226H41V227L57 226V223H56L57 217H59V215H61V213L63 212V209H65V208H66L65 212H67V211H68L67 213L73 212V213H76V215L77 214L78 215H84L87 212H92L93 215L91 214L89 216H86V218H85V220H87V222L84 223V224L88 225V227H86L87 229H92L93 227H97V226H99L100 228H107L109 226H111V227L112 226H114V227L122 226L121 223L126 222V221H130L132 216H133V215L129 214L130 213L129 211H126L127 209L129 210V209L132 208L131 205L129 206V204H131V203H128V205H125L124 202L121 203L120 201H119L120 202L119 203L118 200L117 201L116 200H111L110 199L111 196L110 197H107V196L105 197V195L104 196L102 195L103 197H101L100 194H99V196L95 195L96 197L95 196L94 197H90L89 196V197H86V198H82V197L76 198L77 197L76 195L73 196L72 198H71V195L70 196L68 195L70 198H65V197H67V195L62 197V198L61 197H57V196L56 197H53V196L50 197L51 195L47 196V194L49 193L48 192L49 189H52V191L54 190V192H52L53 195L56 194V192H55L56 188L53 186V184H54L53 182L52 183L51 182L39 183L38 184L39 186L36 187V188L34 187V185H36V184L30 186L31 184H33L32 182H25ZM49 184H50V186H49ZM163 184H165V182ZM149 185H151V184H149ZM236 187H237V190L234 191V194H235L234 197L237 195V201H236L237 203L235 202L236 204L232 207L233 209L230 210V211H227V212H223V210L220 211L219 214H218L219 215L218 217H220V218H228L229 220H236L237 223L245 222V221H248V220L253 221V220L260 219V222L262 223L260 225H264L263 224L264 220L261 219V217L264 216V176H263L262 179L260 178V180L255 181L254 183H252V179L250 181L246 182V183H242L239 180L238 183L236 184ZM123 189H126V188L124 187ZM129 189H128V191H129ZM146 189H147V187H146ZM202 190L204 191L206 189H202ZM197 191H198V189H197ZM66 192L67 191H64L63 193H66ZM202 193L203 192H201V194ZM127 194H130V193H127ZM201 194L200 193L198 195H194V194H190V193L189 194L187 193L186 195L182 194V197H181L182 199H180V197H173L171 194H167L166 196H168L167 199L174 200L175 198H177V199L179 198V200H181V201L190 200V199L191 200L194 199V200L197 201L199 199L198 200V204L199 203L200 204H204L205 206L207 204H209L208 206H210L212 204H215V205L219 204V205H217L215 207L211 206L212 210L213 209H218L220 207V205L222 204L221 203L222 199H224L223 196H225V194L223 195L221 193L223 195L221 197L222 199L214 201L215 197L213 198L211 196L210 197L203 196L205 193L202 194V195ZM128 196L129 195H127V197ZM44 197H46L48 199V201H53L55 204L54 205H48V206H46L45 210H42L43 208L41 209L40 206H38V204H36V202L38 200H43ZM83 197H85V196H83ZM227 197H229V196H227ZM230 198H231V196H230ZM146 199H147V197H146ZM227 201H228V199H227ZM102 202L114 204L119 209H117L115 211H111V212L107 211V212L101 213V207H100L99 204H101ZM142 202L144 203V201H142ZM146 202H148V201H146ZM150 202H148L149 205H150ZM132 203H134V205L137 204L136 201H133ZM61 204H64V205H61ZM105 204H102V205H104V207H105ZM195 204H197V202ZM146 205L147 204H145V207L147 208ZM189 206H190V204H189ZM189 206L188 205H183L182 207L186 208L187 210L192 208V207H194V205H191L192 207H189ZM221 206H223V205H221ZM121 208H123V209H121ZM132 209H131V211H132ZM134 209H136V208H134ZM140 209L142 211H144L142 209V207H140ZM140 209L139 210L136 209V210L142 212ZM120 210L123 211V212H119ZM178 210H179V208H178ZM183 210H185V209H183ZM127 212H128V214H126ZM184 212H186V211H184ZM206 213H210V211L206 212ZM205 215H207V214H205ZM61 216H63V215H61ZM193 216H194L193 213H192V215L188 214L187 216L185 214V218L183 220H181L180 222L189 223V219L192 218ZM62 218H64V216ZM161 222L168 223L166 220H162ZM42 230L43 229H40L39 231L34 233V235L46 236L45 233H44L45 231H42ZM244 230H246V228L243 225L238 227V228L234 227V228L231 229V231L236 232L237 234H241L242 232H244ZM262 230H263V232H262L261 236L256 235L257 234L256 232H255L256 234H254V232H253L251 235L248 234V233L247 234L245 233V234L242 235V238H244V240H247L250 245L252 244V246H254V245L257 246V249H255L253 252H244L242 254V256H241V259L239 261L235 260V259L233 260L232 257H229L230 258L229 260L238 261V262H244L246 264H264V228ZM245 232H247V231H245ZM121 233H122V231H121ZM171 234H172V232L171 233H165V235H166L165 237H169V235H171ZM47 236H49V235H47ZM110 236L111 237L122 238L123 234L121 235L120 233H116L115 232L113 234H110ZM50 237H54V238L55 237H61V238H86V237H95V236H91V235H69V233H64V235H62V234H54V235H52ZM99 237H105V236L102 235V236H99ZM211 237H210V239H211ZM169 239L172 240V237L169 238ZM166 240H167V238H166ZM251 240H252V242L253 241H257V243L254 244L255 242L252 243ZM167 242H169V241H167ZM171 242H173V241H171ZM177 249H178L177 253L179 254L180 253V251H179L180 249L179 248H177ZM177 253L175 252V254H177ZM180 257H181V259H183L185 257H195V256H189L187 254L186 255L183 254ZM257 257H259V261L255 262V260H253V258H257ZM178 258H176V259H178ZM181 259H178L177 261H179Z\"/></svg>",
    "mask_w": 264,
    "mask_h": 264
},
{
    "label": "water",
    "instance_id": "95a60500",
    "mask_svg": "<svg viewBox=\"0 0 264 264\" xmlns=\"http://www.w3.org/2000/svg\"><path fill=\"white\" fill-rule=\"evenodd\" d=\"M0 264H246L216 257H185L175 263L149 257L118 237L61 238L0 229Z\"/></svg>",
    "mask_w": 264,
    "mask_h": 264
}]
</instances>
